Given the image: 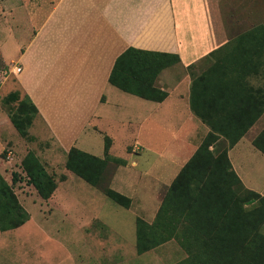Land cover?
I'll return each instance as SVG.
<instances>
[{"label": "crops", "instance_id": "crops-1", "mask_svg": "<svg viewBox=\"0 0 264 264\" xmlns=\"http://www.w3.org/2000/svg\"><path fill=\"white\" fill-rule=\"evenodd\" d=\"M0 4L4 42L15 52L9 63L2 52L1 83L15 77L7 94L20 90L30 97L37 108L33 136L45 141L50 158L66 157L71 147L102 158L104 137H109L108 153L122 162L108 163L107 167L115 165L108 187L130 199L123 207L131 215L136 253V219L157 221L166 228V209L156 219L166 192L210 132L216 138L208 150L226 148L242 186L264 197V154L252 142L264 127V122L259 124L264 111L232 146L216 132L232 131L233 137L259 110L261 93L251 87L264 82V59L251 73H236L232 68L241 61L228 59L227 54L237 48V36L264 21V0H0ZM249 20L255 23L245 28ZM234 32L238 33L230 37ZM128 47L179 56V62L163 68L155 80L154 85L166 92L163 100L146 99L109 82L116 58ZM12 63L22 72L8 71ZM192 79L196 112L191 108ZM255 79L257 86L252 84ZM199 115L208 117L215 128ZM6 118L10 122L8 114ZM209 169L211 164L206 163V173L199 174L208 177ZM64 174L48 199L37 193L31 199L18 196L29 219L0 230V264H77L76 254L78 258L95 254L90 245L97 241L102 244L99 254L105 256L110 250L107 253V240L116 245L103 235L108 222L96 197L102 191L87 189L86 204L67 199L72 188L65 187L68 170ZM41 202L49 215L42 212ZM111 229L115 236L125 237L123 231ZM170 242L179 244L172 238L150 249L155 264H165Z\"/></svg>", "mask_w": 264, "mask_h": 264}, {"label": "trees", "instance_id": "trees-1", "mask_svg": "<svg viewBox=\"0 0 264 264\" xmlns=\"http://www.w3.org/2000/svg\"><path fill=\"white\" fill-rule=\"evenodd\" d=\"M235 45L237 48L228 53L227 58L236 61L240 59L241 62L232 69L236 73H251L256 68L257 61L264 59V21L237 36ZM238 52L242 55H238ZM213 53L215 52L211 54ZM223 59L225 60V56ZM179 60L177 54L128 47L116 58L109 82L128 93L161 101L166 92L154 85L155 80L163 68ZM194 84L195 79H192L191 108L196 112L193 101ZM251 89L261 93L259 110L233 137L232 131H216L228 138V146L235 144L264 111V82L260 87L253 86ZM3 100L5 103H17L9 110L10 122L21 136L31 139L27 129L37 114V108L30 97L26 94L21 97L20 91L15 90L4 96ZM199 117L215 128L208 117ZM215 138L216 135L212 132L205 136L195 154L169 186L156 215L157 219L166 209V228L158 226L157 221L148 224L140 218L136 219L137 253L150 250L164 240L176 238L185 255L173 264H264V197L242 186L231 169L226 148L213 152L208 150ZM252 142L264 154V127ZM109 146L110 139L105 136L102 158L71 147L67 153L65 168L88 184L97 186L103 179L109 162H122L108 153ZM197 159H202L203 163ZM206 163L211 164L208 171L211 173L204 178L199 173H206ZM20 165L27 182L42 199H48L57 186L53 174L47 171L31 150L22 157ZM194 172L196 173L192 174ZM16 178L17 174L13 173L12 182ZM103 191L117 204L129 206L130 199L125 195L108 186ZM28 219L29 214L14 194L11 184L0 173V230L16 228Z\"/></svg>", "mask_w": 264, "mask_h": 264}, {"label": "rangeland", "instance_id": "rangeland-1", "mask_svg": "<svg viewBox=\"0 0 264 264\" xmlns=\"http://www.w3.org/2000/svg\"><path fill=\"white\" fill-rule=\"evenodd\" d=\"M1 9V4H0ZM2 14L0 12V114L2 113V116L0 117V173L1 175L6 179V181L11 184L14 194L21 198L22 195H27V198H34L36 197V190L35 188L27 182V179L25 177V173L21 169L20 165V158L23 155V153L29 148H32L31 151H35L38 154L39 159L44 164L47 171L55 177L56 180H61V177H66L64 173L67 172L65 170V162L66 157L62 155H57L56 157L50 158L49 155V147L45 145V141L41 140L36 134L35 135V124L31 123V125L27 129L28 135L31 137V139H27L24 136H21L13 124L11 122H8L6 115L9 116V110L13 109L17 103H5L3 98L7 94V92L10 90L12 86V82L15 81V77H10L6 84L1 83L2 78V69H3V61H2V52L5 60L9 63L11 59L15 58V52L13 51V46L7 41V43L4 42V36H3V20H2ZM255 21L249 20L245 23V28L250 27L254 25ZM234 35H230V37H234ZM238 33V32H237ZM236 33V34H237ZM264 79V76L261 78ZM13 81V84H14ZM259 80H254L252 83L253 85L257 86L259 85ZM263 81L261 80V85ZM20 91V90H19ZM20 96L22 97V94L20 93ZM264 122V117L261 118L259 124H262ZM12 125V127L10 126ZM10 149L13 151V159L9 161V159L6 158V152ZM47 149V150H46ZM115 152L119 155L121 154V149L118 147L116 148ZM27 153V152H26ZM115 165L110 164L109 167L106 168L105 174L103 179L100 181V183L97 186H92L85 182L83 179L79 178L72 172L68 170L69 178L68 181L65 184V187L72 188L69 189V197H66L70 200H76L80 201L83 204H86V200H88L89 195V189H93L96 191L101 190L102 192H96V197L99 199L102 205V215L106 218L108 224L105 227V225L102 227V229L105 231L103 235H106L108 239H112L116 245H114L112 242L107 240V253L109 250V253L105 256L99 254L98 249L102 247L101 243L91 244L90 246L95 249V254H87L85 257L78 258L76 254L77 264H155L154 263V254L153 250L146 251L141 254H137L134 246V241L131 239V229H130V222H131V215L130 212L124 208L123 206H120L116 204L114 201L109 199L103 189L109 185V179L111 177V174L114 170ZM16 173L17 178L14 182H12V174ZM99 188V189H98ZM75 189V190H74ZM88 189V190H87ZM38 199H41L38 196ZM43 201V200H40ZM20 202V201H19ZM39 201L37 202V205L35 208L39 207ZM43 204V207H40L42 212L47 216L49 208H47L45 202H41ZM55 213V212H54ZM53 213V214H54ZM52 214V215H53ZM48 218V217H47ZM53 219L57 220L58 213L55 214ZM63 223H67V219L63 221ZM110 224V227H109ZM111 228L116 229L117 231L122 233L124 232L123 238H119L113 234V231ZM93 228L85 227L84 230H89ZM119 234V235H120ZM101 242V241H100ZM95 244V245H94ZM86 245V244H85ZM72 247L73 245H69ZM116 246V248L114 247ZM76 253V252H75ZM185 255L183 249L180 247L178 243L170 242L166 243V261L165 264H173L177 261H179L183 256Z\"/></svg>", "mask_w": 264, "mask_h": 264}, {"label": "built area", "instance_id": "built-area-1", "mask_svg": "<svg viewBox=\"0 0 264 264\" xmlns=\"http://www.w3.org/2000/svg\"><path fill=\"white\" fill-rule=\"evenodd\" d=\"M7 70L12 72L13 74H19L22 72V67H20V65H17L16 63H12L10 68ZM8 71L5 72V74L8 73ZM13 156H14L13 151L8 149L6 152V158L9 159V161H11L13 159Z\"/></svg>", "mask_w": 264, "mask_h": 264}]
</instances>
